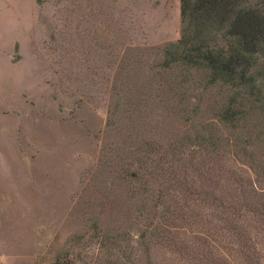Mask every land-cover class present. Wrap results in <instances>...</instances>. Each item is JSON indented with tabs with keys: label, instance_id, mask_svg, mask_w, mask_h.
I'll use <instances>...</instances> for the list:
<instances>
[{
	"label": "rangeland",
	"instance_id": "obj_1",
	"mask_svg": "<svg viewBox=\"0 0 264 264\" xmlns=\"http://www.w3.org/2000/svg\"><path fill=\"white\" fill-rule=\"evenodd\" d=\"M199 16L0 0V264H264V54L254 88L168 62Z\"/></svg>",
	"mask_w": 264,
	"mask_h": 264
},
{
	"label": "trees",
	"instance_id": "obj_2",
	"mask_svg": "<svg viewBox=\"0 0 264 264\" xmlns=\"http://www.w3.org/2000/svg\"><path fill=\"white\" fill-rule=\"evenodd\" d=\"M241 1L182 0L185 23L190 15L200 16L197 17L195 35H190L186 28L183 37L166 48L168 62L179 60L186 66L200 69L209 77L210 83L256 87L255 73L262 66L264 54V10L258 5H241ZM218 22L221 29L216 30L222 36L216 38L208 28L215 30ZM236 104L237 101L233 102L225 112L233 120H238L239 115ZM224 120L228 121L226 117Z\"/></svg>",
	"mask_w": 264,
	"mask_h": 264
}]
</instances>
